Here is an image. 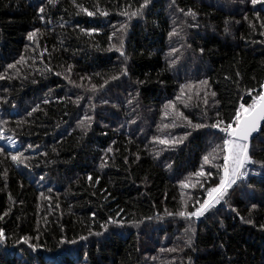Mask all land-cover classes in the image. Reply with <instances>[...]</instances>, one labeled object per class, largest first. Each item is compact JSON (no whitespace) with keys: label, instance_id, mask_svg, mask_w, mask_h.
<instances>
[{"label":"trees","instance_id":"1","mask_svg":"<svg viewBox=\"0 0 264 264\" xmlns=\"http://www.w3.org/2000/svg\"><path fill=\"white\" fill-rule=\"evenodd\" d=\"M36 2L0 0V72L21 56L26 61L17 65L19 78L0 80V118L10 121L4 126V132L5 135L15 133L19 149L23 150L28 144L40 146L35 151L25 152L32 157L27 162L30 171L17 168L10 159L0 156V214L11 208L9 215L0 221L7 233V252L5 254V249L0 247V264H160L161 260L188 264L189 257L191 264H264V230L259 228L264 224V168L258 164L250 169L248 183L252 187L236 190L229 201L246 220L253 219L255 225L243 223L225 207L218 217L201 218L195 223L191 248L185 247L182 253L160 251L182 245L186 222L167 217L164 211L179 208L181 192L185 196L203 197V190L181 189L179 181L200 167L202 157L221 143L222 134L215 129L193 131L183 144L175 150L162 151L158 158L152 149L159 150L162 146L151 143L153 135L181 136L186 130L190 131L180 126L158 131L157 127L170 122L162 117V105L174 99L179 86L188 81L208 79L211 91L217 93L214 99L220 102L213 108V98L209 97L207 116L211 119L202 118L203 105L201 102V108L197 109L195 97L191 102L193 106L179 105L193 122L211 123L216 119V111L228 122L240 102L239 96L251 102L246 89H259V84L264 82V43H261L264 36L260 35L259 22L254 21L256 9L241 0H176L179 7L198 13L195 23L199 27L187 28L185 41L176 38L170 41L167 33L174 27L172 20L179 17L175 25L179 27L183 14L175 13L172 0H153L143 18L128 22L125 49L129 55L130 80L121 77L110 81L102 91L93 94L86 91L90 83L100 85L104 78L120 70L119 54L104 50L107 35L113 30L112 25L118 26L126 20L119 14L120 10L128 3L138 6L137 0H77L90 11L98 2L109 12L107 17L76 15L71 0H59L50 9L51 23L47 24L37 18ZM245 15L257 24L256 30L249 27V22L243 18ZM261 15L264 16V12ZM226 20L228 32L224 31ZM189 22H192L190 18ZM77 24L102 31L88 37L80 33ZM36 28L40 29L36 37L39 47L34 52L35 46L27 39V34ZM93 43H99L101 50L92 47ZM181 43L191 47L181 48ZM170 47L180 49L179 60L171 69L165 59ZM45 48L48 51L41 58L39 53ZM200 48L204 49L203 53ZM69 64L73 66L70 78L83 83V88H76L64 79ZM46 67L53 71L45 72ZM236 71L241 73L240 78L236 77ZM55 72L61 75L56 76ZM88 76L92 77L91 82L79 79ZM226 76L231 79L226 80ZM137 80L147 82L137 86L138 105L134 101L129 106L126 100L130 98L129 93L135 91L129 85ZM77 95L83 97L79 105L72 102ZM90 96L91 103L96 105V122L84 135L76 127V120L85 111L92 114ZM101 97L110 103L102 104ZM44 99L51 103L43 104ZM113 104L117 107H112ZM36 105H40V110L28 117L26 110ZM17 120L26 122L18 126ZM129 120L135 123H127ZM121 124L125 127L121 128ZM254 143L258 149H264V140ZM109 146L114 151L105 157ZM0 147L6 152L15 151L3 140ZM53 147L58 154L51 151ZM43 152H48V156L40 155ZM125 156L128 164L123 162ZM102 158L108 164L104 169L99 167ZM254 158L264 160V150L257 151ZM214 162L222 163V154ZM166 164H171V169ZM209 167L205 165V170ZM89 173L93 183L97 176L101 177L99 184H90ZM43 174L47 175L41 187L35 180ZM198 179L193 177L191 182L196 183ZM48 187L53 189L52 193L47 192ZM102 189L107 192H101ZM41 191L52 196L51 202L40 198ZM93 192L96 195H92ZM108 193L111 196L105 200L103 197ZM252 203L258 207L249 216ZM121 208L125 220H143L157 214L162 219L145 221L139 228L110 226L108 232L99 237L79 240L80 236L87 235L89 227L101 231L99 224ZM93 212L96 213L94 218ZM23 235L33 238L39 235L38 240H32L38 246L36 252H31L23 243H15L17 237ZM61 237L76 239L77 243L60 245ZM153 256L158 259L153 261Z\"/></svg>","mask_w":264,"mask_h":264},{"label":"snow or ice","instance_id":"2","mask_svg":"<svg viewBox=\"0 0 264 264\" xmlns=\"http://www.w3.org/2000/svg\"><path fill=\"white\" fill-rule=\"evenodd\" d=\"M59 3V0H37L35 5V10L37 14V18L42 23H51V19L49 18L50 9L55 7ZM71 3L74 5L76 9V15H80L81 13L86 14L88 17H95L97 15L107 17L109 12L105 9H102L99 6V3L93 5V10H89L88 7L83 6V4L77 3V0H71ZM153 3V0H137L138 6H134L132 3L126 4L119 12V14L126 18V20L122 23L117 25H112V31L110 34L107 35V48L104 49L109 52H116L119 54V58H121V67L118 73L109 76L103 79V83L97 85L95 83H90V87L86 89L93 94L102 91L106 85L110 83V81H117L120 80L121 77H125L130 80L127 61L129 60V55L126 53L125 49V39L128 30V22L131 21L133 18H143L145 15V11L149 8V5ZM241 3H250L253 9H256L253 12L254 21L259 22V29L260 35L264 36V16L261 15L264 12V0H241ZM172 6H175V13L176 14H183V19L180 20L179 27L177 25V19L172 20V24L174 27L171 31L167 33L169 40H173L174 38L178 39L179 41H185L186 39V29L187 28H198L199 24L195 23L197 20L198 13L194 9H187L179 7L176 4V0H172ZM258 6V8H257ZM46 18H48L46 20ZM189 18L192 21L189 22ZM244 20L249 22V27L254 31L257 28V24L250 20L247 15H245ZM239 23V21H236ZM64 25L61 24V27ZM79 29L80 33L85 36L92 37L93 34H99L102 29L97 27L91 28H82L79 24L76 25ZM225 32L229 31L228 21H225ZM40 32L39 28L30 31L27 34V39L32 41L33 51L35 52L36 49L39 47L37 43L36 37L37 34ZM264 43V41H261ZM92 47L96 48L97 50H101V46L99 43H93ZM181 48L184 47H191L186 43L180 44ZM48 49L45 48L43 52L39 53V56L43 58L44 53L47 52ZM199 51L201 53L204 52L203 48H200ZM179 52L180 49L177 47H170L169 53L166 56V62L168 67L174 68L179 60ZM24 56H21L19 60L8 63L4 68L3 72H0V80H13L15 78H19L20 76V69L17 67L19 64L25 63ZM72 65H67L66 74L64 75V79L67 80L68 84L73 85L76 88H83V83H76V81L70 78V74L72 71ZM45 72L51 73L53 70L51 67H46L44 69ZM41 75L44 72L40 73ZM54 75L60 76V72H55ZM99 76V73L95 74ZM237 78H240L241 73L236 71L235 73ZM27 78V77H25ZM81 81L87 79L91 82L92 77H80ZM225 79H231L230 77H225ZM254 79V78H253ZM35 79H33V83H35ZM146 80H137L135 82L130 83V87H134L135 91L133 93H129V97L126 102L129 106H132L134 101L138 105V97H139V88L137 86L145 84ZM238 85V80H237ZM7 91V89H5ZM247 95L250 98L251 102H247L244 100L243 96H239V103L238 106L234 110V114L231 116L230 120L226 122L224 119L220 118L221 114L219 111L215 112L216 119L211 123L208 122H193V120L188 116L185 115L184 111L181 110L179 105H182L183 108H188L193 106L191 102L195 97L196 103L194 106L197 109L201 108V102L203 105V109L201 112L202 118L211 119L207 116L209 110V97L213 98V103L211 107H216L219 105V101L215 100L217 93L215 91H211V86L209 84L208 79L198 80V81H188L184 84L179 86V93L175 96L174 99L167 100L162 105V117L164 119L169 120V123H162L158 125V131H163L170 128H176L178 126L184 127L186 130L183 135L176 136V135H169L165 133L163 135H153L151 138V143L153 145H160L162 146L159 150L153 148L152 151L155 157H159L162 151L166 150H175L180 144H183L184 141L192 135L193 131H197L200 129H215L218 133L222 134L219 136L221 140L220 144H216L214 147L211 148L203 157L202 163L200 167L190 173L185 179L179 181L181 189H200L203 190V197L193 196L191 194L185 196L184 192H181L180 197V206L176 211H169L167 208L164 211V215L171 218H179L186 222L187 226L184 228V236L182 239V245L173 246L171 248H161L160 251L162 253H182L185 247L191 248L193 245V237L196 233V227L194 226L196 222H199L201 218L211 219L213 217H218L221 210L225 207L228 208L230 212H234L239 219L246 224L255 225V221L251 218L245 219L240 213L237 211L235 207H232L229 203L231 200V194L236 190L243 191V188H251L252 185L248 183V178L250 176V169L254 165H259L261 168H264V160H257L255 159V155L257 151H261L264 149H258L257 145L254 141L264 140V82L259 84V89L256 88H248L246 89ZM255 93V94H254ZM254 94V95H253ZM58 99H64V97H59ZM83 99L82 96L77 95L75 101H72L76 105H79L80 101ZM92 97H89V108L92 110V114H89L88 111H85L83 116H80L76 120V127L81 130V132L86 135L87 132L91 129L95 119V108L96 105L91 103ZM100 101L104 105H108L110 101L103 97L100 98ZM4 103H7V100H4ZM43 104L47 105L51 103L49 99H44L42 101ZM112 107H117V105L113 104ZM40 110V105H36L31 107L30 110H26V115L28 117H32L33 113H36ZM132 111H135V108H132ZM131 114V113H130ZM67 115V113H65ZM26 121L17 120L16 124L19 126L21 123H25ZM10 121L8 119L0 118V140L6 142V144L15 149L14 152H6L4 147H0V156H4L6 159H10L13 164L17 168H25L29 171L31 170V166L27 163L32 157L25 155V152L29 150L35 151L39 148V145L28 144L26 148L23 150L18 148L17 139L14 138L15 133L13 135H5L4 126L9 124ZM127 123L132 124L135 123V120H129ZM235 125V126H233ZM121 128L125 127L124 124L120 125ZM8 131H13L12 129H8ZM106 135V133H105ZM215 135V134H214ZM131 140V137H129ZM116 141L113 140L112 144H115ZM53 153H57V149L53 147L51 149ZM113 148L109 146L105 151V157L108 154L113 153ZM58 154V153H57ZM222 154V163H216L214 161L220 158ZM40 155L47 157L48 152L40 153ZM135 159L138 161L140 159L139 154L135 156ZM123 162L128 164V157L125 156L123 158ZM205 165L210 166L208 170H205ZM167 168L171 169V164L165 165ZM100 169H104L108 167L107 160L105 158L101 159ZM215 169V172L212 171ZM46 175H40L36 180L35 183L44 186V182L46 180ZM4 176H7V171L5 170ZM196 177L199 178L196 183H192V178ZM88 181L93 186L99 184L101 177L97 176L94 183H93V176L91 173L87 176ZM147 180V177H145ZM207 185V187H205ZM48 193H52L53 189L51 187L47 188ZM101 192H107V189H102ZM40 198L43 200H47L51 202L52 196H46L43 191L40 192ZM92 195H96L95 192ZM111 196V193L104 196L105 200ZM11 199V197H9ZM22 203V201L20 202ZM219 206V207H218ZM58 209L60 207L59 203L55 205ZM258 205L256 203H252L250 208L248 209L249 216H251V212L257 209ZM51 207L49 211H51ZM11 212V208L4 211L0 214V221H3L5 217L9 215ZM124 212V209H119L115 212L114 215H109L107 219L99 224V228L101 231H93L90 227L88 229L87 235H82L79 237V240L86 241L89 236H101L104 233L108 232L109 227L120 228L123 229L125 227H133L139 228L141 224L145 221H151L152 219H162V217L157 214L155 217L147 216L143 220L140 219H131L125 220L124 217L121 215ZM91 216L94 218L96 213H91ZM95 222V221H93ZM220 225L223 226V220L219 221ZM259 228L264 230V224H260ZM63 231V228H61ZM39 239V235L35 238L29 235H23L17 237L15 240L16 244L23 243L24 245L28 246V249L31 252H36L38 246L32 243V240ZM60 245H73L77 243L76 239H68L66 237H61L59 241ZM0 247L5 249V254L7 252V233L5 228L0 226ZM223 247V245H221ZM153 261L157 260L158 257L153 256L151 257ZM175 259V258H174ZM160 264H170V262L161 260ZM188 264H191V258H188Z\"/></svg>","mask_w":264,"mask_h":264}]
</instances>
